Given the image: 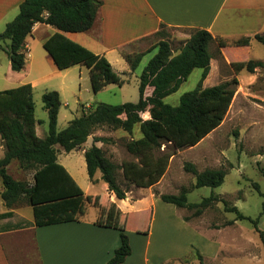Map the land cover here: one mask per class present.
I'll return each instance as SVG.
<instances>
[{
	"label": "trees",
	"instance_id": "obj_1",
	"mask_svg": "<svg viewBox=\"0 0 264 264\" xmlns=\"http://www.w3.org/2000/svg\"><path fill=\"white\" fill-rule=\"evenodd\" d=\"M101 3L102 0H22L18 14L0 32V43L8 40L6 52L11 70H23L25 39L31 33L33 25L41 22L57 29L43 42V48L58 69L75 64L85 65L89 69L91 89L95 93L109 83L121 85L120 76L105 56L95 54L63 33L90 29ZM253 38L264 44V33H256ZM250 39V36H242L234 43L236 46H247ZM214 41L223 47L222 38H214L205 29H192L183 46L174 54L167 39L159 40L154 45L156 53L139 74V96L136 102L127 101L116 105L98 103L90 110H82L79 116L72 118L61 130L57 129L61 105L59 93L56 90L46 91L42 95V102L47 111L48 131L43 137L37 136L35 130L37 120L32 85L24 83L0 90V139L5 148L0 157V181L3 188L0 196L5 206L17 208L16 205L26 199L32 207L34 224L44 226L78 219L84 214L87 199L100 208L98 223L120 229L119 246L108 264L122 263L131 253L123 222L125 213L120 212L107 196L106 205L100 201L99 195L85 196L75 179L58 162V148L70 152L87 143V138L102 126L131 135L134 126L138 125L141 136L125 143L126 150L137 161L124 160L119 166L116 165L95 144L97 141L107 142L112 139L94 137L93 145H88L83 151L87 174L90 181L94 182L96 172L100 171L101 179L117 199H124L127 192L117 182V169H121L125 180L136 186L147 188L155 184L165 173L170 157L177 150L196 145L216 129L229 109L238 85L236 76L211 86H202L210 69V45ZM216 53L220 55L219 50ZM123 56L130 69L135 70L143 53ZM261 66V61L252 59L231 63L236 74L242 69L251 74ZM194 68L202 69L196 87L183 93L177 105L165 103L164 98L175 92ZM146 88H151L148 95L145 94ZM145 112L149 113L148 118L142 117ZM162 144H166L165 147L168 145L170 149L161 151ZM14 160L23 170L33 171L32 183L15 179L8 173L7 167ZM184 169L193 174L194 187L219 186L226 174L224 168L198 171L191 162H186ZM187 193L182 188L177 194L164 193L159 198L176 207L193 210L194 216L200 215L218 199L212 193L200 202H189ZM262 207L264 209V201ZM228 209L236 214L237 219H247L253 223L264 247V233L258 228V218L245 216L236 206ZM5 215L7 212L0 214V217ZM188 219L189 217H184V220ZM198 256L201 259L200 254Z\"/></svg>",
	"mask_w": 264,
	"mask_h": 264
},
{
	"label": "rangeland",
	"instance_id": "obj_2",
	"mask_svg": "<svg viewBox=\"0 0 264 264\" xmlns=\"http://www.w3.org/2000/svg\"><path fill=\"white\" fill-rule=\"evenodd\" d=\"M17 14L18 7L16 6L0 15V32L4 30L6 23ZM258 32L264 33V26ZM187 33L189 32L183 29L169 31L163 29L160 37L170 42L175 54L188 39ZM227 33L229 37H236L240 34L236 30ZM44 37L42 34H35L27 38L29 48L26 54L25 69L20 72L22 76L10 75V63L6 49L0 50V90L35 81L33 99L35 117L40 121L36 124L39 135L48 131L47 111L42 102V95L46 91L56 90L59 93L61 105L57 121L58 130L65 128L71 118L82 112L80 102L86 110H90L99 102L116 105L138 100L139 74L156 53V49L144 53L138 67L132 73L121 72L115 65L116 72L124 80L123 84L111 83L95 93L91 89L90 73L85 65L77 64L60 70L61 74L55 73L57 69L43 48ZM160 37L155 36L149 40V43L156 44L161 40ZM234 41V39L224 40L223 48L229 60H259L263 66L257 67L251 74L245 69L236 74L222 55L216 53L215 50L219 49V46L217 41L213 42L217 44V46L214 44L211 49L217 74L220 77L210 79L207 83L212 85L215 82L229 80L233 76L238 78L236 91L222 123L196 145L177 150L170 157L167 169L160 183L156 185L157 187L143 191L132 182L123 180L121 173L118 170L115 171L118 184L126 188L129 194L131 193L130 198L141 197L137 202H130L132 206L128 203L127 208H124L129 211L125 212L123 222L131 249L147 248L151 264L158 260L162 264H208L204 259H200L198 254L201 249L202 251L204 249L205 235L211 236L217 232L220 234L218 240L223 243L218 256L223 264H264V247L253 223L247 219H237L236 214L228 209L236 206L245 216L252 219L258 218V228L264 233V209L262 207L264 201V44L253 37L247 46H236ZM122 53L129 54L127 48L122 49ZM112 54L117 55L118 51L115 50ZM108 56L111 57V54ZM79 68L82 71L81 79L78 77ZM201 73V68H194L180 87L164 98V102L177 105L183 93L196 87ZM61 79L64 80L65 85H61ZM65 103L68 105L66 106ZM142 116L145 115L142 114ZM90 136L111 138L112 141H97L96 143L101 146L107 157L119 164L122 160L135 158L126 150L125 143L131 137H140L141 132L138 125L134 126L131 135L119 129L113 130L102 126ZM87 146V143H83L70 152L58 148V161L68 169L67 171L85 193L99 195L100 201L106 205L107 200L103 189L105 183L101 179L100 171L96 172L95 178L98 180L94 182L90 181L87 174L82 152ZM165 146L166 144H162L160 150L170 149L168 145ZM2 155L3 152L0 150V157ZM186 162L193 163L198 171L206 168H224L226 174L223 182L216 187H194L193 174L184 169ZM16 163L13 162L10 165L8 173L15 179L32 183L33 174L30 172L22 174L16 169ZM182 188L188 191L189 202H200L202 198L212 193L218 199L198 216H194L191 209L176 207L160 198H155V204L151 202L150 194L157 196L164 193L177 194ZM2 189L0 181V194ZM85 203L87 211L84 218L90 219L97 214L98 209L90 205L87 199ZM16 206L24 217L33 216L31 206L26 199ZM1 209H5V204L0 196ZM180 216L189 217L188 222L196 230L191 231L188 229L189 226L186 228L178 222L177 218ZM177 256L181 257L182 261L173 260L172 257Z\"/></svg>",
	"mask_w": 264,
	"mask_h": 264
},
{
	"label": "crops",
	"instance_id": "obj_3",
	"mask_svg": "<svg viewBox=\"0 0 264 264\" xmlns=\"http://www.w3.org/2000/svg\"><path fill=\"white\" fill-rule=\"evenodd\" d=\"M21 1L22 0H0V15L7 13L16 6L19 10ZM263 26L264 0H102L90 29L82 32L63 33L71 40L83 45L95 54L105 56L115 72L116 69L114 66L116 65L121 72L132 73L136 69H130L128 62L123 56L122 49L127 48L129 54L143 53L144 55V53L155 49L152 47L155 43H149V40L158 35L160 37L161 34L159 32L163 29L167 31L183 29L190 32L192 29L199 28L209 31L214 38L219 37L223 40H237L242 36L253 37L254 34L261 33L258 32V30ZM231 30H236L240 34L236 37H229L227 32ZM56 31L57 29L54 26L46 23L37 22L33 25L31 33L25 39V65L26 54L29 48L27 38L33 37L35 34H42L45 36L42 41L44 42ZM187 34L189 36V33ZM160 38L165 39L162 36ZM0 44L2 50L3 48L7 49L8 40ZM214 44L217 46L216 43H212L210 47L211 52V48ZM115 50L118 51L117 55L112 54ZM217 50L220 51L223 59L230 67L232 62L242 61L229 60L222 46H219V49L217 48L215 51ZM108 54H111V57H109ZM48 57L54 64L51 57L49 55ZM25 65L23 70L25 69ZM54 66L56 67L55 64ZM56 69L57 72L55 71V73L61 74L60 69L57 67ZM23 70L19 72L13 71L16 73L14 74L9 64L10 75L22 76L20 72ZM81 74L82 71L81 68H79V79L82 78ZM216 77L220 76L217 74L215 58L212 53L210 69L202 82V86H211L207 82L210 81V79H216ZM41 79L43 80L44 77ZM121 80L123 84L124 80L122 78ZM27 83L32 85L33 90L35 81ZM217 83L219 82H215L212 85ZM61 85H65L62 79ZM150 93L151 88H146L145 94L148 95ZM65 104L66 106L68 105L67 103ZM80 105L82 110L85 109L84 111H87L83 103L80 102ZM143 114L145 115L142 116L143 118L149 117L148 112ZM37 123H40V121L37 120L36 124ZM35 130L39 137H43L46 134L39 135L36 125ZM132 138L137 139L139 137H131L129 140ZM96 145L99 146L97 143ZM0 150L4 154L5 148L1 139ZM133 160L137 161V158H133ZM111 161L116 164L112 159ZM122 161L116 165H120ZM13 162L17 161H12L7 169ZM15 166L22 174L27 172L33 174V171L31 172L20 168L18 162ZM117 170L121 173L122 179L124 180L121 169ZM97 180L98 178H95V181ZM160 181L161 178L150 187L143 188L137 186V188L144 191L151 187H157L156 185H158ZM132 184L135 185L134 183ZM103 189L108 199L115 203L122 213L129 211L124 208H127L129 204L132 206L130 202H137L141 198H130L131 193L129 194V191H127L124 199H117L114 194L108 190L106 183ZM84 195L96 196V194L85 192ZM150 197H152L151 202L155 204V198H159V195L150 194ZM88 203L98 209L94 217L92 216L90 219L84 218L87 211L86 203H84V214L80 215L78 219L44 226H36L33 216L24 217L19 209H10L5 206V209L0 210L1 213L7 212V215L0 217V264H108L113 256L114 250L119 246L120 229L98 223L100 208L90 202ZM180 217L177 218V221L184 227L187 228L189 226L190 228L188 229L191 231L196 230L188 222L189 219L184 220L185 216ZM125 233L127 234L126 229ZM219 237L220 234L218 232L211 236L205 235L204 239L206 241L204 243V249L203 251L201 249L199 254L201 259L207 261L208 264H223L218 258L219 252L223 247V243L218 240ZM148 251L147 248L137 250H133L132 248L130 255L120 264H151ZM172 258L173 260L182 261V258L178 256ZM153 264H162V262L158 260Z\"/></svg>",
	"mask_w": 264,
	"mask_h": 264
},
{
	"label": "water",
	"instance_id": "obj_4",
	"mask_svg": "<svg viewBox=\"0 0 264 264\" xmlns=\"http://www.w3.org/2000/svg\"><path fill=\"white\" fill-rule=\"evenodd\" d=\"M87 144H88L89 146H92V145H93V139H92L91 136H89V137L87 138Z\"/></svg>",
	"mask_w": 264,
	"mask_h": 264
}]
</instances>
